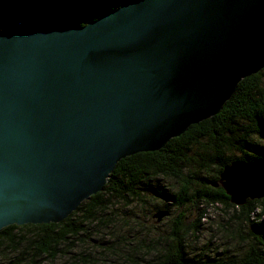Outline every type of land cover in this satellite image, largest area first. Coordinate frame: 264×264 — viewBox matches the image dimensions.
<instances>
[{
    "label": "water",
    "instance_id": "obj_1",
    "mask_svg": "<svg viewBox=\"0 0 264 264\" xmlns=\"http://www.w3.org/2000/svg\"><path fill=\"white\" fill-rule=\"evenodd\" d=\"M262 70L264 0H132L84 27L0 31V232L61 223L121 160L220 114ZM221 177L236 206L264 198L261 160Z\"/></svg>",
    "mask_w": 264,
    "mask_h": 264
},
{
    "label": "trees",
    "instance_id": "obj_2",
    "mask_svg": "<svg viewBox=\"0 0 264 264\" xmlns=\"http://www.w3.org/2000/svg\"><path fill=\"white\" fill-rule=\"evenodd\" d=\"M127 1L132 0H0V31L33 20H60L83 27ZM244 80L220 114L191 126L160 151L139 153L118 163L104 190L62 223L3 229L0 264H56L102 231L107 240L102 238L98 245L128 264H264V200L236 206L221 186L212 185L234 161H264V139L258 142V137L264 138V70ZM152 202L153 213L194 203L197 218L187 224L183 211L162 232L134 223L139 230L133 232V228L129 237L118 239L117 227L138 218L128 213L127 220L114 208ZM216 206L225 216V223L217 227L222 246L213 255H200L193 243L186 242L190 236L198 238L208 208ZM137 254L144 258L138 260ZM147 257L151 259L144 260ZM71 260L62 264H95L85 252Z\"/></svg>",
    "mask_w": 264,
    "mask_h": 264
},
{
    "label": "rangeland",
    "instance_id": "obj_3",
    "mask_svg": "<svg viewBox=\"0 0 264 264\" xmlns=\"http://www.w3.org/2000/svg\"><path fill=\"white\" fill-rule=\"evenodd\" d=\"M261 72H259V73H261ZM255 75H257V74H255ZM261 88L264 89V83L262 84ZM261 139H264V138L258 137L259 143L262 142V141L260 142ZM238 153H239V156L242 154V153L240 154V152H236V155ZM249 154H252V152H250ZM257 160H261L264 163V161L262 159H257ZM257 160H252V161H257ZM241 161H246V160H241ZM247 162H249V161H247ZM221 178L222 177L220 176V180L214 184H218L219 186L222 187ZM248 200H251V201L264 200V198L248 199ZM148 201H151V200H147V202ZM163 205L164 204H162V206ZM130 207H133V206L119 205V206L114 208L115 210L117 208L120 215L125 216L127 220L130 219V215L128 213H135V214H137V218H138V219H133L132 221L126 223L125 225L123 222L121 223V221L119 220V222H120L119 225L123 224L124 226L117 227L118 239H121L122 237L127 235L130 231H132L133 228H134L133 232L138 231L139 229H138V227H135L134 223L139 224V226L149 228L152 232H156V231L162 232L169 227L170 221L172 222L174 219H176V216L180 215V213L183 211H184L183 213H185V215L187 217V220H186L187 224H190L192 221H194L197 218V215H196L197 213L194 211L195 208H193L194 203L186 204V206H183L182 208L170 206L169 207L170 211L161 209L160 211H158L156 213L155 212L153 213V211L155 209V204L153 202L151 205L137 206L136 208L133 207L131 209H130ZM221 209H222L221 206L208 208L207 216L202 220L203 229H202L200 235L198 236L197 239H194L192 236H190V238L186 242L187 245H189L190 243H193V247H195L196 251L199 252L200 255H206V254L213 255V251H216V248H220L222 246L223 238L221 236H219L218 228H217L219 226V224L225 223V216H224V213L221 211ZM160 214H163V216H162L163 218H161L163 221L161 219H160L161 220L160 221L157 217ZM263 219H264V217H263ZM119 225H117V226H119ZM18 227H20V226H18ZM129 236H130V234L127 235V237H129ZM91 238L93 239V241H89L88 244H85L83 246L81 245V246L74 248L75 251L71 252V254L66 255L64 258L58 259L56 264H62V262H64V263L70 262V261H72L71 259H72L73 255L81 253V252L91 254L92 259L95 260V264H128L124 261V259L120 258L119 256H114L111 253L104 252L102 250L104 248V246L98 245V242H100V240H103L102 238H106L104 240H107V235L105 236L104 231H102L99 235L91 236ZM115 239L116 238L112 236V242H114ZM218 252H220V251H218ZM136 258L138 260H141L144 258V256L141 254H137ZM150 259H151L150 257H147L144 260L148 261Z\"/></svg>",
    "mask_w": 264,
    "mask_h": 264
},
{
    "label": "bare ground",
    "instance_id": "obj_4",
    "mask_svg": "<svg viewBox=\"0 0 264 264\" xmlns=\"http://www.w3.org/2000/svg\"><path fill=\"white\" fill-rule=\"evenodd\" d=\"M15 1H16V0H15ZM16 8H17V7H16ZM94 19H95V18H94ZM15 26H16V25H15ZM2 30H4V29H2ZM244 81H245V80H244ZM241 82H242V81H241ZM78 209H79V208H78ZM76 211H77V210H76ZM76 211H75V212H76ZM165 214H166V213H165ZM168 216H169V215H168ZM162 218H163V217H162ZM157 220H158V219H157ZM162 221H163V220H162Z\"/></svg>",
    "mask_w": 264,
    "mask_h": 264
}]
</instances>
